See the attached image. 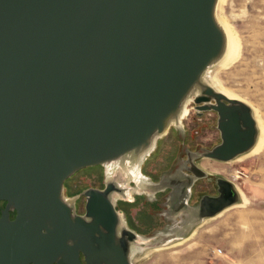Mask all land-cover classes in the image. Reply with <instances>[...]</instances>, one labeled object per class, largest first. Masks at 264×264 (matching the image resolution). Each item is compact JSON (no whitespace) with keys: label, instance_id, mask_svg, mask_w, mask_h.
Masks as SVG:
<instances>
[{"label":"water","instance_id":"1","mask_svg":"<svg viewBox=\"0 0 264 264\" xmlns=\"http://www.w3.org/2000/svg\"><path fill=\"white\" fill-rule=\"evenodd\" d=\"M217 1L0 0V264H132L140 236L119 233L120 185L88 190L78 215L64 183L147 148L195 86L222 140L202 157L229 162L254 146L251 108L201 80L226 43ZM218 186L195 223L240 201L231 181Z\"/></svg>","mask_w":264,"mask_h":264},{"label":"rangeland","instance_id":"2","mask_svg":"<svg viewBox=\"0 0 264 264\" xmlns=\"http://www.w3.org/2000/svg\"><path fill=\"white\" fill-rule=\"evenodd\" d=\"M216 15L233 32L236 57L224 68L211 67L209 75L223 90L245 101L264 130V0H223L216 7ZM195 106L194 103L190 108L191 115L185 120V128L172 127L148 158L145 164L148 175L157 183L170 175L168 170L176 162L178 148L184 152L190 147L195 151L196 147L193 155L199 154L196 160L207 174L199 179L198 192L193 195L189 207L197 209L201 193L206 191L201 187L214 184L217 178L231 181L242 193L245 204L234 205L215 217L191 223L190 218L187 221L185 208L169 213L167 217L163 214L172 197L167 195L165 200L163 194L166 192L144 191L135 195L132 202L121 199L116 209L125 216L128 228L147 242L135 244L138 246L131 262L264 264V139L255 154L236 162L204 158V152L222 141L218 114L209 111L199 115ZM189 134L194 137L187 138ZM106 182L104 167L81 169L65 181L64 198L75 204L77 213L83 215L86 192L102 190Z\"/></svg>","mask_w":264,"mask_h":264},{"label":"bare ground","instance_id":"3","mask_svg":"<svg viewBox=\"0 0 264 264\" xmlns=\"http://www.w3.org/2000/svg\"><path fill=\"white\" fill-rule=\"evenodd\" d=\"M222 1L223 0L217 1V5H216L217 8L222 3ZM216 21H217L218 25L220 26V28L224 32L226 43H225V47H224L222 55L216 61L213 62L211 67L224 68V67L228 66L236 57L235 56L236 55V42H235L234 35L232 34L233 32H231L229 27L225 25V22H223L222 19H220V17H218L217 15H216ZM211 67H209L205 71V73L202 75V78H201L202 83L203 84H209L212 88H214V90L216 92L223 94L228 99L236 100V101H239V102H242V103L248 105L245 101L240 100V99L232 96L227 91H225L221 87H219V85H217L218 82L215 81V78H213L212 76L209 75ZM201 91H202L201 88L196 87V86L192 89V91L189 93V95L184 99L178 113L168 121V124H167V127H166L164 133L154 136L151 140L150 145L147 148L141 150L140 152H138L134 155L129 154V155L123 157L121 160L108 162V163L103 165L105 168L106 180L108 182L115 180L116 183L119 184L120 188L122 189V195H118V194L112 195V200L114 203H117L122 198H127L129 201H131L133 199V195H132L133 190L130 188V185H129L130 182L135 183L137 185V188H141L143 185H145L144 183L149 182L148 180H146V178L143 179L141 176L140 170H141L142 166L146 163L148 158L151 157L152 154L156 151L159 143L165 138V136L168 135V132L171 130L172 127H178L181 129L185 128L184 127V120L189 113L190 106H192L194 104L195 98L200 95ZM256 124H257V128H258L259 132H258V136H257V139H256L254 146L250 150H248L247 152L238 155L237 157H235L233 160H231L229 162H236V161H238L244 157L255 154L258 151V149L262 145V142L264 139V130L260 124V121H259V123L256 122ZM116 174L118 176H116ZM121 178L123 180H121ZM237 191H238V189H237ZM238 193L240 196V203L238 205H235V206H244L245 202H244V198L242 196V193L239 191H238ZM125 227H127V222H126L125 217L122 216L121 224H120V228H119V233H121V231ZM135 243L136 244H138V243L139 244H141V243L146 244L144 239L141 237H138L137 242L131 243L130 249H129L130 259L133 255V252L135 253V251H136V249H135L136 246H138V245H135Z\"/></svg>","mask_w":264,"mask_h":264},{"label":"flooded vegetation","instance_id":"4","mask_svg":"<svg viewBox=\"0 0 264 264\" xmlns=\"http://www.w3.org/2000/svg\"><path fill=\"white\" fill-rule=\"evenodd\" d=\"M190 108H191V106H190ZM195 108H196V106H195ZM198 114L202 115V113H199V112H198ZM190 115H191V109L189 110V113H188L187 117L185 118V120ZM185 120H184V123H185ZM186 137L191 139L194 136L192 134H189ZM190 148L191 149L186 150L184 152L181 151L180 148H178V150L175 153L176 156L174 158V160L176 162L172 163V166L170 168L171 170H168V171H171L170 175H167L164 178H161L158 182H159V184L162 182L164 183V184H162V186H163L162 192H166L165 194H163L165 197V200L167 199V197H166L167 195H169L170 197L172 196L171 200L169 201V205L168 204L166 205L167 211L164 210L165 212H163V214L167 217L169 213H177L181 209L185 208L186 209L185 215H186V217H188L187 221L189 222V218H190V221L192 223L193 220H195V221L197 220L196 215H195L196 209L193 210V208L189 207V206L191 204V199H192L193 195L198 192L199 179H196L195 176L191 173L190 161H193L197 166H199V165H198V162L196 160V157L193 155V153H196V147H195V151L192 150L193 147H190ZM177 158H179V159L176 160ZM177 161H180V162L177 163ZM145 164L142 166L140 173H141L142 178L143 179L146 178V180H148L149 182L144 183L145 185H143L141 188H137V185L133 182L129 183L130 188L133 190V194H132L133 199H134L135 195H141L144 193V191H147V192L152 191L153 192V186L158 184V182L155 183L153 181V179H151L152 177L148 175L149 173H148L147 169L145 168L146 167ZM219 179H221V178H217L215 180L214 184L213 183L212 184H206V185L201 187V189L206 190L205 192L201 193V195H202L201 198L204 197L205 195H208V196H217L218 195ZM121 180H123V179L121 178ZM117 187H119V185ZM133 199L130 202H132ZM119 202H120V200L116 203V208H117V204ZM197 203H199V202H197ZM0 206H1V211H2L6 207V202H1ZM76 213H77V211H76ZM78 215H82V213H79ZM15 216H16V213H14V212L10 213V219L11 220H14ZM80 258H81V262H82L83 261L82 255ZM83 264H85L84 261H83Z\"/></svg>","mask_w":264,"mask_h":264}]
</instances>
